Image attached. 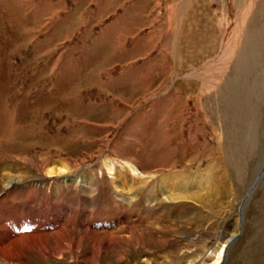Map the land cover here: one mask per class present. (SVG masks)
Instances as JSON below:
<instances>
[{"label":"rangeland","instance_id":"obj_1","mask_svg":"<svg viewBox=\"0 0 264 264\" xmlns=\"http://www.w3.org/2000/svg\"><path fill=\"white\" fill-rule=\"evenodd\" d=\"M15 156L69 162L15 190L18 224L29 205L77 225L128 218L156 244L129 264H208L221 246V264H264V173L238 214L264 164V0H0V163ZM126 161L162 189L138 197ZM68 176L97 180V197ZM116 200L134 209L116 216Z\"/></svg>","mask_w":264,"mask_h":264},{"label":"bare ground","instance_id":"obj_2","mask_svg":"<svg viewBox=\"0 0 264 264\" xmlns=\"http://www.w3.org/2000/svg\"><path fill=\"white\" fill-rule=\"evenodd\" d=\"M228 39H229V37H228ZM228 39H226L225 41L228 42L229 41ZM225 45H224V47H225ZM229 46H227V49H225V51L222 52V54L224 53V58L218 57L221 60H223V59L226 60L225 61L226 63L228 60L235 59L237 57L235 50H233V51L231 50V53L229 52V50H230ZM241 55H243V54H241ZM242 58H239V60ZM239 60H238V62H239ZM243 61L244 60H242V62ZM212 62H214V61H212ZM211 65H213V64H211ZM211 65L208 67H205L206 70H205L204 75H203V76H206V79L204 80L205 83L210 82V81L211 82H217L219 80V73H217V71H215V68H217V65L214 67V69H212L213 66H211ZM220 65H221V63H220ZM228 65L226 67H228ZM200 73H202V72H198V74H200ZM108 144L110 145V143L108 141L104 142L103 146H107ZM95 158H96V156L95 157L93 156L91 158L88 157L86 160L77 161L76 162L77 164L76 163H70L69 165H71V166L80 165L82 167L85 166V168L86 167L89 168L91 165L90 161H92ZM8 160H9L8 162H6L7 161L6 160V161H1V163H0V264H111L113 262H115L117 264H129L128 258L130 256V254L132 253L133 250L136 253V251L139 247L144 248L145 252L148 251L147 253H149V252L153 253V251H151V249L149 250V248H147L149 246L147 244H144L143 241L145 238L152 245L154 243L152 240L154 237L153 238L151 237L152 239H150L148 236H146V235H148L147 231L142 229L144 227L134 226V224L132 222L127 221L128 218L124 221V223L122 222V224H121L122 226H120V224H116V223H114V225H112V224L106 225V224L100 223L101 221H98L96 224L88 223V224L77 225V223L75 224L74 222L69 223V222L62 221V219L60 220V217H62L63 214H61L60 210H57L56 208L53 209V212L56 211L53 214L52 213H46V214L41 215L40 214L41 212L37 211V208H38L37 205H34V206L29 205V207H27L28 210H26V213H25L26 215H24V213L22 212L23 213L22 218H28L31 221V224H34V226H32L27 232L22 231V227H23L22 219H21L20 224H18L19 222L15 221L16 219H18V220L20 219L19 216L17 215L20 208H14L12 206L14 204L10 200V198L12 197V194L15 193L16 189H22L24 186H28V184H30L29 180H27L28 179L27 177L31 175L30 172L32 170L35 171V173H36L35 176L41 177V178L45 175V173H47V176H48V174L51 175L54 173L61 175L67 171L68 166L66 163H69V162H66L65 164L60 163L61 168L54 171V169H52V168L48 169L50 167V163L46 159L45 160H43V159L38 160L35 157H31V159H30V158H27L25 156H19V157L15 156V157L9 158ZM86 162H89V165L87 164L88 166L84 165V163H86ZM133 162H127L126 161L124 163V164H126L125 166L128 169L127 174L131 175L132 180H136L137 176L140 175L141 176L140 181L142 184V188L144 186H146L145 189L148 188V190L146 189L147 190L146 198H148V196H151V195L155 196L154 190H156L158 185H156V186L154 185L156 181L154 182L153 178L156 176L157 173H159V171H154L153 173L146 175ZM118 163L119 162H117V165H120ZM124 164H122L121 167ZM82 167H81V169H82ZM175 168H176V166H175ZM46 169H48V170H46ZM108 170L112 174V172L114 171V167L110 166L108 168ZM261 170H263V172L260 173L259 171H261ZM259 171H258L259 173L256 174L257 176L254 179V183H255L258 176L260 177V175L261 176L263 175L264 164H263V166L260 167ZM162 172H166V170L161 171L160 174ZM55 177H56V175H55ZM77 177H80V176H76V177L68 176L67 178H64L62 180V182H65V183L74 182L75 184L78 185V188L80 189L79 193L86 194V195H93V196L96 195L95 197H97V194L99 193V186H98L97 180H95L91 177H87L83 181ZM39 182L40 181H38L36 179L31 181V183L34 185H36ZM254 183H253V185H254ZM163 184L164 183L162 182L160 184V186H158V187L162 189ZM119 187L121 188V191H123V192H124V189L127 188L126 186H124L122 184ZM119 187H117V189ZM131 188L132 187L130 185L129 190ZM146 190H144V188H143L142 190H139L136 195L138 197H142ZM81 194H80V196H81ZM197 195H199V194L197 193ZM187 196H189V194ZM174 198H176V196ZM188 200H191V199H188ZM194 200H196V199H194ZM117 201L118 200L115 201V204L120 205V210L119 211L113 210L114 212L112 213V214H115L116 216H121L125 212L129 213L132 208L134 209V207H132V206H128V207L123 206V204H124L123 202H122L123 203L122 204L121 202H117ZM47 203L49 204V202H47ZM134 203L135 202H133V204ZM113 204H114V202H113ZM245 204L246 203L243 204V208H244ZM191 205H193V204H191ZM191 205L190 206L188 205V206L192 207ZM115 207H117V206H115ZM24 208L26 209V206ZM44 208H46V207H44ZM136 211H138V210H136ZM242 212H243V210H242ZM15 214H16V217L14 218L13 221L10 222V220H9L10 215L15 216ZM1 215H2V217H1ZM98 215H99V213H98ZM241 215H242V213H241ZM76 216H74V217H76ZM138 216L139 215H137V217ZM65 217H67V216H65ZM192 217H194V216H192ZM46 220L47 221L49 220V222H47ZM142 220H143V218H142ZM194 220L195 219H193V221ZM139 221H141V220H139ZM198 223L201 224V222H198ZM103 227H105V228H103ZM182 227H181V229L183 230ZM151 228L152 227H150L149 229H151ZM152 233H153V231H152ZM152 235H154V233ZM149 236H151V235H149ZM156 239H158V238H156ZM159 240H161V239H159ZM229 241H231V240H228L227 242L226 241L225 242L229 243ZM154 245H156V244H153V246ZM223 248L224 247L221 246L220 252L217 254V256H215L214 259L207 261V263L208 264H221V261L223 260V257H222ZM188 249H189L188 247H182L183 251H181V253H177V255L183 256L185 254L187 256V254H188L187 250ZM187 258L188 259L186 260V263L190 264L191 263L190 262L191 260L189 261L190 256H187ZM173 263H175V262L172 261V264ZM147 264H154L153 260L147 259Z\"/></svg>","mask_w":264,"mask_h":264},{"label":"water","instance_id":"obj_3","mask_svg":"<svg viewBox=\"0 0 264 264\" xmlns=\"http://www.w3.org/2000/svg\"><path fill=\"white\" fill-rule=\"evenodd\" d=\"M261 172H263V170H261L260 173H261ZM259 180H260V177H258V179L255 181L254 185L251 186V188L249 189V191H248V193L246 194V196L242 199V203H241V205H240L239 212H238L239 215H240V213H241V209H242V207H243L244 202L247 200V198H248L250 192H252V191L254 190V188L256 187V185H257V183H258Z\"/></svg>","mask_w":264,"mask_h":264}]
</instances>
